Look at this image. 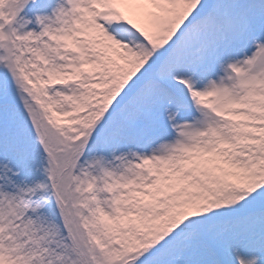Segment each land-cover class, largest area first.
<instances>
[{"label": "snow or ice", "instance_id": "1", "mask_svg": "<svg viewBox=\"0 0 264 264\" xmlns=\"http://www.w3.org/2000/svg\"><path fill=\"white\" fill-rule=\"evenodd\" d=\"M0 264H264V0H0Z\"/></svg>", "mask_w": 264, "mask_h": 264}]
</instances>
